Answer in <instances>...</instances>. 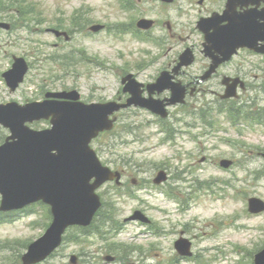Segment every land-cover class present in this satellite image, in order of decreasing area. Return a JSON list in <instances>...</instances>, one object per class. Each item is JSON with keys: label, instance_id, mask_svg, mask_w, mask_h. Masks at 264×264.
Here are the masks:
<instances>
[{"label": "rangeland", "instance_id": "374dc122", "mask_svg": "<svg viewBox=\"0 0 264 264\" xmlns=\"http://www.w3.org/2000/svg\"><path fill=\"white\" fill-rule=\"evenodd\" d=\"M26 1L37 2L38 8L35 10L33 19L43 22L40 26L31 27V39L43 43L41 47L45 50L47 57L52 54V56L60 55L68 59L66 61L59 59L60 66L52 65L47 59L40 63L34 62V66H40L31 71L30 78H34L35 82L26 84L13 95L9 94L12 98H24L22 91H25L23 92L25 97L37 96L41 91L38 83L41 82L47 88H52L53 84L57 89L76 88L85 100H111L116 94H121L122 90L120 80L114 73L119 75L120 79L127 73H133L141 82L152 80L158 76V68L161 65L158 54L162 56L170 47H173V52L184 49L181 45H167L166 51L152 44L136 43L130 38L123 44L112 38L109 39L103 32L93 36L79 33L77 29H73L72 19L77 13L73 14L72 10L73 6L81 7V0H75L76 2ZM88 3L89 5H85L82 10L86 18L92 20L86 23L87 25L110 23L120 28L121 24L127 20V15L115 6L110 7L104 0H88ZM58 24L77 32L73 33V38L69 41L59 40L61 44L59 48L54 45L57 41L55 36L46 31ZM19 34L27 36V31L19 30L15 33V35ZM7 41L9 45L5 49L9 53H22L19 47L8 40V37ZM117 48H123L124 54H118ZM143 48L148 49L150 54L143 51ZM71 52L74 53L68 55ZM5 54L7 55L0 57V71L10 64V61L6 60L8 53ZM156 58L158 61L154 62ZM92 61L108 66L111 74L103 72V69H98L96 66L93 67ZM64 63L67 66H64ZM201 64L200 59L188 71L192 74L199 72ZM60 67L67 68L63 70ZM262 68L263 65L257 63L252 74L247 76L250 81L249 89L242 91V96H252L254 102L250 104L255 110L264 107ZM181 79L188 81L190 77L182 75ZM216 82H218L217 79L211 83V86L218 89ZM260 86L263 89L258 90ZM118 89H120L119 92ZM166 95L168 93H163L161 97ZM216 99L210 90H203L190 97L185 107H195L203 102V106L209 109L210 114H214ZM185 107H173L172 114L166 122L168 126L172 125L176 130L175 147L160 142L159 137L164 134L157 135L160 129L157 124L158 118L148 111L132 107L119 113L116 128L101 136L100 140L93 143V146L96 149L101 148L99 155L109 165H117L118 168L126 171V177L123 178L124 182L121 186L115 184L109 188L106 187L107 203L114 204L113 221L123 223V231H116V233L111 231L101 238L94 234L83 235L72 227L66 233L64 244L39 264H71L72 254L79 256L78 264H89V262L90 264H111L105 260L107 254L117 256L118 261L114 262L115 264H169L168 261L177 253L173 244L180 236L179 230L185 231L192 238L196 254L204 249L200 253L202 261L209 258L210 254H219L221 258H217L211 264H229L224 261L226 258L224 255L232 259L237 258L238 255L234 253L235 245L247 257L244 264L249 262L252 264L251 255L264 243V230L263 236L259 235V231L264 229V214L254 217L248 215L244 212L245 200H238L236 196L246 198L253 195L264 199V177L256 181L254 174L255 172L261 175L264 171V158L260 156V153L264 152V130L260 127L256 130L243 129L242 136L230 125L227 115L224 114L217 117L218 125L222 129L220 133L205 135L203 131L201 132V127L199 128L201 126L199 120L185 118L183 113ZM239 124L238 128H244L242 121ZM123 125H126L124 129ZM42 126L46 124L41 123L40 127ZM185 130L187 133L184 132ZM221 158L234 159L236 162L230 170L224 171L217 167V162ZM161 167L167 168L170 172V180L165 186L169 184L178 187L174 189L172 186L171 189L181 197L187 194L188 199L183 207L186 206L189 209L185 212H181L180 206L173 200L166 199L161 191L152 190L153 188L150 187ZM192 178L205 180L214 190L193 193L192 187L195 183L191 180ZM133 179L144 182L140 185L139 181L133 184ZM126 190H131L140 200L130 198L126 195ZM195 195L200 197L198 205L192 203L198 200ZM32 208L36 209L38 214L25 213L13 223H0V264H21L20 257L28 243L42 235L44 230L40 225L47 224L49 219L46 214L42 215L38 211L44 210L43 208L39 206ZM158 208L167 213L161 212ZM134 209H141L149 215L156 222L155 229L164 234H144L137 238L139 226L134 222L124 221L133 214ZM33 221L34 224L37 222L35 228L32 225ZM107 225L109 223H106ZM251 226H254L255 230L250 229ZM104 228L102 227L101 230L103 231ZM113 233L116 234L114 238ZM259 236L261 239L258 238ZM105 240L108 242L114 240L118 244L123 241L126 245L119 247L121 250L127 248V251L118 250L116 254L110 253L106 250ZM220 247L222 252L215 251ZM177 264L195 263L181 260Z\"/></svg>", "mask_w": 264, "mask_h": 264}, {"label": "water", "instance_id": "95a60500", "mask_svg": "<svg viewBox=\"0 0 264 264\" xmlns=\"http://www.w3.org/2000/svg\"><path fill=\"white\" fill-rule=\"evenodd\" d=\"M213 69L205 77H208ZM183 96V90H177L172 103L181 101ZM117 108L110 105L90 106L67 112L64 115L65 121L70 118L72 120L74 115L85 111L91 117L80 121L76 130H69L71 126H66L67 131L56 134L55 141L61 143L57 145L62 150V155L53 162H36V157L31 160L30 157L21 158L10 154L2 163L0 191L5 195L2 209L19 208L40 198L47 199L44 196L46 189H54L50 195L55 216L54 224L48 234L32 246L30 253L23 259L24 264L34 263L48 254L59 243L60 234L67 225H86L90 222L98 203L94 200L93 191L85 177L97 175L102 169L94 166L92 156L86 155V137L103 128L104 120L99 113L113 112ZM6 122L16 125L13 120ZM68 123H61L55 131L64 128ZM73 140L79 141L77 150ZM257 264H264V252L258 256Z\"/></svg>", "mask_w": 264, "mask_h": 264}, {"label": "flooded vegetation", "instance_id": "af4514ba", "mask_svg": "<svg viewBox=\"0 0 264 264\" xmlns=\"http://www.w3.org/2000/svg\"><path fill=\"white\" fill-rule=\"evenodd\" d=\"M228 0H121V8L127 13V17L130 18V25L136 26V30L149 37L158 43L174 45L181 44L192 47L197 61V51L202 53V49H198L200 45L205 43V32L198 27L199 22L205 21V26L208 23L214 24L209 28V33L214 29L223 28L228 24V20L225 19V13L227 18L237 17L245 14L248 11L240 12L238 10H244L245 7L238 5V10L225 11L227 9ZM260 8H264V0L259 3ZM21 6L13 7L11 11L2 13L0 11V22L10 24V27L0 28V56L2 53L8 52L5 49L9 42L14 45L27 42L24 37H16L15 31L20 29L21 19L19 17V11ZM212 17H216L214 20H210ZM25 18V17H24ZM141 18L151 19L153 25L150 29L144 30L137 28V22ZM218 21V24L216 25ZM251 21L259 25H264V11L254 13ZM22 23H24L22 21ZM19 26V29L17 28ZM202 26V23H201ZM263 36V35H260ZM260 43L264 40L260 39ZM172 48L169 52L165 53V58L168 61L165 69H171L178 62L179 55L171 54ZM202 64L198 69L199 72L192 74L188 71L189 68L182 69L180 75H186L190 77V80L185 83L188 84L190 89L195 88V92L203 90H210L216 94L225 89L223 85V79L225 77H247L252 74L255 67L258 64L263 65L264 73V54L257 53L252 50L243 49L229 61L222 63L217 72L207 82L209 87L205 84L199 83V76L202 75L210 65V60L201 55ZM218 80L215 84L218 89L212 88L211 83Z\"/></svg>", "mask_w": 264, "mask_h": 264}, {"label": "trees", "instance_id": "16d2710c", "mask_svg": "<svg viewBox=\"0 0 264 264\" xmlns=\"http://www.w3.org/2000/svg\"><path fill=\"white\" fill-rule=\"evenodd\" d=\"M94 225H95V224H93L92 226H90V228H88V229H93V228H94ZM88 229H86V230H88Z\"/></svg>", "mask_w": 264, "mask_h": 264}]
</instances>
